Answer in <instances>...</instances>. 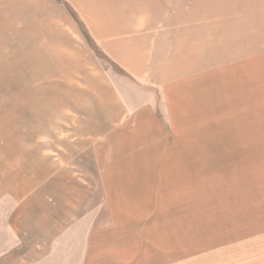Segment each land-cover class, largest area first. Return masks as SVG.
<instances>
[{"label": "rangeland", "instance_id": "1", "mask_svg": "<svg viewBox=\"0 0 264 264\" xmlns=\"http://www.w3.org/2000/svg\"><path fill=\"white\" fill-rule=\"evenodd\" d=\"M200 1L0 0V250L26 242L31 262L17 264H264V91L241 115L217 102L234 89L212 77L169 97L94 37L134 36L188 67V25L204 17L200 75L264 57V0ZM234 20L255 29L237 34ZM211 30L262 45L214 63L224 44ZM43 186L32 230L13 226L10 238L9 222Z\"/></svg>", "mask_w": 264, "mask_h": 264}, {"label": "crops", "instance_id": "2", "mask_svg": "<svg viewBox=\"0 0 264 264\" xmlns=\"http://www.w3.org/2000/svg\"><path fill=\"white\" fill-rule=\"evenodd\" d=\"M207 2L209 0H206ZM222 1V3L216 4V6L221 5L224 6L225 4L227 6L234 5V0H217ZM216 2V1H215ZM203 4L200 0H195V4ZM214 5V4H213ZM234 18L237 17V15L233 16ZM190 19V18H189ZM208 22L212 23L213 26L218 23L217 20H219L216 17L208 16L207 17ZM205 18L202 17V21H191L189 23V30H188V43H190L188 48V57L191 56L192 61L190 62L188 58V67H183V64H178L175 60L171 63L165 62L161 56L158 57L156 55H153L152 52H148L146 50L141 49L143 45H141L140 41L138 39H135L136 37L131 36L129 37L127 35L128 40H123L120 37H115V35H102V34H94V37L97 42L100 43L102 50L104 53L120 68H122L126 73L130 74L137 80L143 83H148L150 86L158 87L162 94L169 95V97L172 96H180L182 94L184 98H187V88L191 90L189 87L194 83V85H199L201 82H199L198 78L202 77V83L205 84L206 81H208V78H213L210 85L218 87L220 85H226V82L232 85L234 91H232V94L234 95V98L230 99L225 98L224 100H218V103H222L223 105L230 103L232 106L236 105L235 112H238V115H241L243 111H253L257 104V96L259 93H263L264 89L262 88V84L257 86V83H260L264 81V57L251 61V59H247L246 61L242 60L240 62L235 63V66H229V67H223L219 70L215 69L216 73H209L207 74L206 78L203 74L200 75V73L203 71L204 66L203 64L208 62L207 55L205 53L206 46H205V33L203 34L205 30L204 21ZM240 21V20H239ZM197 22V23H196ZM199 22V23H198ZM228 22V29H232L233 31L237 32V34L244 33L243 30L248 31L249 27L250 29H255V23L250 24V21H247V27L235 30V21H227ZM240 24V23H239ZM250 24V25H249ZM241 26V25H240ZM257 27V25H256ZM230 31V30H229ZM208 32V31H207ZM212 35H217L216 38L211 37V41L221 40L218 35L219 32L210 31L209 32ZM247 37V36H246ZM215 38V39H214ZM222 38V37H221ZM248 38V37H247ZM135 39V40H134ZM231 39L229 42H226L223 38L221 41H223V44L220 46L222 47L221 51L219 48L213 49L211 51V55L213 53L214 56V63H218V60L221 59V52L224 54V56H230L231 59L229 60H236L237 58H241L243 55L250 54L253 49L259 47V44L257 40H254V44L252 45L254 48H251L247 42L244 41V39L239 35L238 38ZM208 40V38L206 39ZM253 41V38H252ZM137 55V59H134V56ZM132 57V59H131ZM195 58V59H194ZM195 61H194V60ZM152 60L154 63H156L153 67L151 66ZM228 59H222L224 61V64L227 62ZM193 63V64H192ZM132 68H131V67ZM135 68V69H133ZM220 68V67H219ZM231 68V69H230ZM141 72H147L148 74L141 75ZM213 72V71H212ZM194 73H196V76H194ZM154 79V80H152ZM206 86L209 85V82L205 84ZM204 85V87H205ZM231 88V87H230ZM193 89V87H192ZM198 91V87L196 88ZM193 91V90H191ZM213 93L215 91L213 90ZM189 94V91H188ZM220 95V94H219ZM217 95V96H219ZM222 98V97H221ZM169 101H176L173 98H169ZM188 100L184 99V102H187ZM191 102V100H190ZM264 102V101H263ZM236 103V104H235ZM187 104V103H185ZM187 106V105H186ZM245 139V138H244ZM209 172V169H208ZM49 192L48 188L45 186L42 187L39 194L34 192L32 193L28 199H25V201L22 203V209L24 212L20 213V216L17 220V215H14V220L9 222L8 225V235H11L15 238L18 234V230L14 227H19V230H32L27 225V222L30 220L29 216L32 215L31 211V205L33 202L32 197L42 196L43 192ZM54 191V190H53ZM52 191V192H53ZM27 208H30L28 212L26 211ZM26 211V212H25ZM18 222H20L19 226L17 225ZM32 226V224H29ZM14 226V227H13ZM36 233H39L41 235L40 231H36ZM20 236V235H18ZM45 238L49 237V234L42 235ZM10 240V239H9ZM28 244L24 241H9L8 245L4 247L3 250H0V253L4 255V257H0V264H17L22 262H31V256L32 251L27 249Z\"/></svg>", "mask_w": 264, "mask_h": 264}, {"label": "trees", "instance_id": "3", "mask_svg": "<svg viewBox=\"0 0 264 264\" xmlns=\"http://www.w3.org/2000/svg\"><path fill=\"white\" fill-rule=\"evenodd\" d=\"M75 14V13H74ZM75 16V15H74ZM76 17V16H75ZM87 39H89L90 41L92 40L90 37H89V35H87ZM92 42V41H91ZM92 43H94V42H92Z\"/></svg>", "mask_w": 264, "mask_h": 264}]
</instances>
